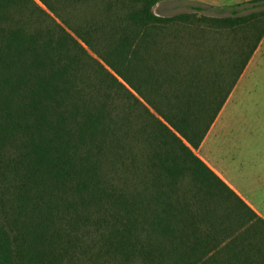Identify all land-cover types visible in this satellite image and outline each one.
I'll return each instance as SVG.
<instances>
[{"label": "trees", "instance_id": "16d2710c", "mask_svg": "<svg viewBox=\"0 0 264 264\" xmlns=\"http://www.w3.org/2000/svg\"><path fill=\"white\" fill-rule=\"evenodd\" d=\"M37 1L0 0V264H264V220L194 153L264 0Z\"/></svg>", "mask_w": 264, "mask_h": 264}, {"label": "rangeland", "instance_id": "374dc122", "mask_svg": "<svg viewBox=\"0 0 264 264\" xmlns=\"http://www.w3.org/2000/svg\"><path fill=\"white\" fill-rule=\"evenodd\" d=\"M256 1L170 0L158 3L153 12L170 17L199 6L203 11L198 15L206 17L246 16L259 10L264 2ZM218 115L215 130L225 150L236 151L241 160L264 161V36Z\"/></svg>", "mask_w": 264, "mask_h": 264}, {"label": "crops", "instance_id": "0c3cea01", "mask_svg": "<svg viewBox=\"0 0 264 264\" xmlns=\"http://www.w3.org/2000/svg\"><path fill=\"white\" fill-rule=\"evenodd\" d=\"M218 120L219 115L194 153L254 213L264 220V161L241 160L236 151L225 150L224 145L220 144L218 130H215L218 129Z\"/></svg>", "mask_w": 264, "mask_h": 264}]
</instances>
